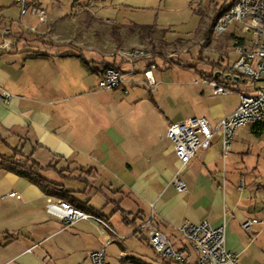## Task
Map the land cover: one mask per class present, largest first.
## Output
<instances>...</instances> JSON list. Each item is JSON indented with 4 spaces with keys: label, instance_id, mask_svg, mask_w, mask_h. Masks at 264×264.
<instances>
[{
    "label": "crops",
    "instance_id": "1",
    "mask_svg": "<svg viewBox=\"0 0 264 264\" xmlns=\"http://www.w3.org/2000/svg\"><path fill=\"white\" fill-rule=\"evenodd\" d=\"M11 1L13 6L8 9L0 7V30L9 26L18 37L14 51H0V92L11 95L0 97V264H89V252L109 239V264L115 248L122 264H156L158 258L171 264L150 246L146 231L134 234L151 214L152 223L185 253L192 251L177 227L208 219L212 225L226 226L225 247L239 254L240 264H263L264 244L258 237L264 232V209L260 216L253 186L247 185L246 172H239V155L224 154L222 135L216 133L210 146L200 149L180 171L186 191L179 192L172 179L180 163L166 136L173 122L197 115L215 126L238 106L237 89L243 80L227 76L238 58L232 48L234 28L221 36L212 29L203 49L199 29L194 51L184 47L185 39L169 42L163 35L161 44L182 46L168 55L156 53L137 61L140 66L135 65V73H126L124 84L108 91L98 86L104 65L114 63L126 72L129 64L115 55L120 42L112 33H94L91 24L82 28L84 35L79 34L78 16L119 26L124 48L146 43L148 39L140 36L141 26L129 30L126 24L103 20L93 14L90 2L75 3L78 9L72 5L68 12L57 5L49 12L39 0L28 1L45 10L46 20L28 15L37 22L28 23L27 15L15 18L11 10L19 6ZM72 25V32L62 34L61 28ZM29 26L37 27L38 33ZM155 33L153 45L157 44ZM161 59L169 67L191 73L197 108L165 109L154 95L158 87L154 91L143 87L145 76L141 80L138 72L152 65L153 74L156 70L162 73ZM212 79L233 90L230 95L237 97L235 105L208 100L218 96L206 82ZM24 157L35 163L33 172L54 184L51 190L64 192V196L47 194L38 182L14 169L11 163ZM47 197L68 200L103 219L123 237L112 236L94 220H81L63 229L62 220L47 213ZM248 218L259 220L251 232L242 227ZM131 237L150 247L153 255L129 249L126 240Z\"/></svg>",
    "mask_w": 264,
    "mask_h": 264
},
{
    "label": "built area",
    "instance_id": "2",
    "mask_svg": "<svg viewBox=\"0 0 264 264\" xmlns=\"http://www.w3.org/2000/svg\"><path fill=\"white\" fill-rule=\"evenodd\" d=\"M13 2L19 6L21 17L31 15L40 21L46 20L45 10L31 5L28 0H13ZM232 27L235 30L232 48L238 53V58L233 62L227 76L234 81L243 80L248 84L256 85L250 93L240 92V101L236 109L221 117L215 126L207 117L197 115L173 122L168 126L166 136L171 140L174 153L180 163L172 179L179 192L186 191V185L179 177L180 171L200 149L210 146L216 133H221L223 152L227 154L237 127L247 124L264 125V0H236L218 18L213 31L221 36ZM28 29L36 31L35 26H29ZM237 31L239 34H235ZM17 44V35L9 26H3L0 30V51H14ZM118 55L123 62L130 65V69L124 72L115 66L107 67L98 80V86L103 90L109 91L121 87L126 81V73H135L136 62L151 57L150 51L140 47L120 49ZM144 76V85L149 90L154 89L157 81L152 65L145 68ZM206 82L211 87L213 95L233 92L230 87L215 79ZM258 83L260 85H257ZM10 96L7 91L0 92V97L3 99H9ZM8 195L20 198L16 192H10ZM45 209L47 213L62 220L63 229L81 220H94L104 225L112 236L123 237L103 219L74 206L68 200L47 197ZM153 218L154 215L151 214L138 225L136 232H147L150 246L163 260L175 264H240L239 254L225 247L226 226L224 224L215 226L208 219H204L198 223L179 225L177 229L188 242L191 254L177 249L169 237L152 223ZM257 222L259 220L255 218H248L242 223V227L246 232H251L253 225ZM111 241V239L106 240L101 248L89 252V264H109L106 247Z\"/></svg>",
    "mask_w": 264,
    "mask_h": 264
},
{
    "label": "rangeland",
    "instance_id": "3",
    "mask_svg": "<svg viewBox=\"0 0 264 264\" xmlns=\"http://www.w3.org/2000/svg\"><path fill=\"white\" fill-rule=\"evenodd\" d=\"M44 6L47 7L49 12L53 11V7L59 5L62 10L69 11V8L74 5V9H78V6L75 3L79 4H88L91 3V9L95 16L106 20L109 19L117 24H126L127 28L130 30L134 25L146 26L154 25L158 30L156 31V41L157 44L153 45L151 40H146V43L124 48L122 47L121 39L119 35V26H114L113 24L105 22H96L90 20L88 16H78V31L79 34H85V31L82 30L83 27H89L92 24L93 32H110L113 34V38L120 42L119 48L115 51V55H118L120 49H133V48H145L151 53V57L156 54L168 55L173 49H178L182 46V43H160L161 37L164 35L165 39L169 42L176 41L178 39H185L186 42L183 44L184 47L194 51V44L198 42V33L201 31V48H204V35L203 32L210 24L213 16L216 14L217 9L222 6L226 7L230 5L233 0H39ZM13 6L11 0H0V7L8 9ZM68 9V10H67ZM12 14L17 18L20 14L17 8H13ZM76 12V11H75ZM28 23L37 22L30 20V17L27 15L24 19ZM203 22H205L203 24ZM105 25H111V27H106ZM61 28V27H60ZM71 28V29H70ZM62 34L67 32H72L73 25L68 28H61ZM67 29V30H66ZM31 31V30H30ZM89 31V30H88ZM38 33L36 31H32ZM212 34H208V37H211ZM189 39V41L187 40ZM203 39V40H202ZM207 39V38H206ZM205 39V41H207ZM178 45V47L176 46ZM175 46V47H174ZM201 49V51H202ZM184 51V50H183ZM178 52V51H177ZM201 57V71H204L205 63H203ZM130 67V65H128ZM137 67L140 66L136 64ZM164 71L159 73L158 70L154 71L156 74L155 78L157 83L158 91L154 92L156 97H159L161 104H163L165 109L173 108V110H184V109H195L197 105L195 103V98L192 96L190 86L191 73L180 69L178 66L171 65L169 67L168 63H164L161 59L158 63ZM136 68V67H135ZM155 70V69H154ZM166 70V71H165ZM141 80L144 78V73L138 72ZM136 73L135 75H138ZM130 77V76H129ZM131 78V77H130ZM129 78V79H130ZM140 80V81H141ZM142 85L144 84L141 82ZM141 85V84H140ZM237 91L239 92H252L256 84H248L246 81H242L239 84ZM257 85H260L258 83ZM143 87H148L143 85ZM156 87V88H157ZM146 89V91H148ZM153 91L155 89H152ZM210 102L222 101L228 107L233 106L237 103V97L230 94H222L214 96L213 98L208 99ZM167 105V106H166ZM203 106L201 102V107ZM168 107V108H167ZM239 155V161L237 163L239 167V172H246L245 177L247 180V185H252L254 200L259 206L260 212L264 209V132L260 135L255 133V125L247 124L239 126L235 129L231 147L228 151ZM228 153V154H229ZM247 169V171H246ZM262 212L259 214L261 216ZM111 225H115L111 221ZM264 228V227H263ZM260 243L264 244V232L258 237ZM127 246L134 251H138L141 254H148L152 256L153 251L150 247L142 245L135 238H128ZM118 248H115L114 256L112 257V264H122L121 260L117 257ZM155 259V258H154ZM157 260V259H156ZM132 264V263H129ZM164 264L163 261L158 258V263ZM175 264V263H171Z\"/></svg>",
    "mask_w": 264,
    "mask_h": 264
},
{
    "label": "trees",
    "instance_id": "4",
    "mask_svg": "<svg viewBox=\"0 0 264 264\" xmlns=\"http://www.w3.org/2000/svg\"><path fill=\"white\" fill-rule=\"evenodd\" d=\"M236 0H233V3ZM232 3V4H233ZM231 4V5H232ZM229 7V6H228ZM224 8L222 6H220L217 9L216 14L213 16L210 24L208 25V27H206V29L203 32L204 35V42L206 43L205 39L208 38V34L212 33V29L214 24L216 23V21L218 20V18L228 9ZM205 22H203L204 24ZM155 26L154 25H148V26H141L140 28V36L142 38H146L148 40L152 41L153 35L155 33ZM109 66H115V64H105L104 65V69L102 70V73L104 72V70L109 67ZM118 68V67H117ZM264 132V125L263 124H255V133L257 135H260ZM15 157V156H14ZM28 158L30 159V157L28 156ZM27 157H24L23 159H15L14 162H12V166L14 169H16L20 174L29 177L30 179L38 182L40 184V186L43 188V190L47 193V194H54V195H58V196H64V192H60L58 190H51V187L53 188L54 184L49 183L48 181H45L43 178H41L40 176H38L35 172H33V168L36 166L35 163H28L29 159ZM66 200V199H65ZM134 234H138V232H135Z\"/></svg>",
    "mask_w": 264,
    "mask_h": 264
}]
</instances>
